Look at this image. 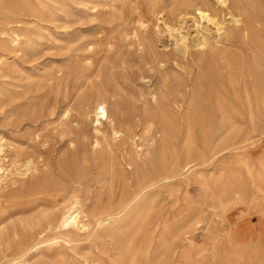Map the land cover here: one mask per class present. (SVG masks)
<instances>
[{"label":"rangeland","instance_id":"374dc122","mask_svg":"<svg viewBox=\"0 0 264 264\" xmlns=\"http://www.w3.org/2000/svg\"><path fill=\"white\" fill-rule=\"evenodd\" d=\"M185 1L0 0V135L9 142L4 168L10 174L0 187V264H119V259L180 264V252L187 249L192 252L186 264H264V116L251 117L237 103L232 118H175L171 156L161 152L159 118H119L120 110L132 114L143 108L146 87L137 80V65L146 71L144 58L156 53L166 67L180 72L187 68L186 58L196 54L192 21L184 31L190 45L185 58L172 51L166 34L136 27L138 16L155 23L154 9L167 11ZM59 3L67 5L65 11L52 9ZM93 4L96 12L88 9ZM256 5L264 9V0ZM4 8L11 14L4 16ZM199 9L196 20L214 34ZM134 30L142 45L133 39ZM87 41H93L92 49H86ZM105 89L116 93V104L108 106L114 118L101 119L103 148L93 153L95 111L87 114L82 103L92 106ZM68 107L70 119H65L61 111ZM110 119L118 129L132 125L133 138L127 133L112 140ZM224 142L229 149L215 155ZM117 144L124 157L117 153L118 163L110 165L106 151L117 150ZM25 153L43 163V172L52 171L55 200L25 189L32 178L16 170ZM129 159L135 163L131 168L125 164ZM165 175L172 177L162 180ZM150 180L120 216L94 222ZM72 196L81 200L93 230L67 241L37 219L60 210ZM155 222L160 227L148 237ZM36 233L43 235L38 248H24ZM171 246L179 254L167 258Z\"/></svg>","mask_w":264,"mask_h":264},{"label":"bare ground","instance_id":"6f19581e","mask_svg":"<svg viewBox=\"0 0 264 264\" xmlns=\"http://www.w3.org/2000/svg\"><path fill=\"white\" fill-rule=\"evenodd\" d=\"M47 1L55 2V0ZM71 2L76 5L77 0H71ZM215 5H217V8H215ZM66 6L65 3H59L58 8L52 6V9L65 11ZM198 7H200L199 11L204 13L205 20L208 21L206 27L210 26L209 23L213 25L214 34L210 35L196 20L194 13ZM88 9L96 12L97 5L93 4ZM217 9L223 11V18L219 17L218 13L220 12ZM2 10L4 16L11 14L7 8ZM162 13L165 18L161 17ZM152 16L156 21L155 23H149L138 16L136 27L145 32L146 29L152 27L156 35L166 34L172 41V51L183 58L189 56L190 47L189 33L184 31L185 28H188L187 22L192 21L197 33L192 38V43L195 48L197 47V51L194 55L190 54V60L186 58L187 68L180 72L166 67L165 62L156 53L152 54L150 58H144L146 71H142L140 64L137 65V80L144 82L146 87L143 108L138 111L134 110L132 114H123L119 107L121 113H119V118H159L162 126L160 130L161 152L164 155L171 156L175 152L173 146L174 140H176L173 130L175 118H232L237 103L244 110L247 109L248 115L251 117L264 116V9L256 5V0H188L175 4L167 11L154 9ZM224 16L229 17L226 20ZM134 31L133 39L139 45H142L140 32ZM85 47L86 49H92L93 41H87ZM121 65L126 67L125 59L121 60ZM156 71L158 74H156ZM107 92L105 89L103 93H99L92 106L88 102L82 103L83 107L86 106L88 109L85 108L87 114L91 109L95 111L93 120L95 121V137L91 143L93 153L98 151L99 148H103L101 147L100 137L102 131L99 128L102 125L101 119L114 118L108 113V106L116 104V93L109 92L107 94ZM198 101L203 102V105L199 106ZM254 108L256 113L253 112ZM61 112L64 113L65 119H70L69 107ZM108 123L112 140H117L127 133L129 138H133L134 134H130L133 133L132 125L127 124L124 129H118L115 120L110 119ZM186 131L189 135L191 128L188 126ZM102 136L104 138L106 135ZM73 141L70 140V144H74ZM8 143L0 135V187L9 170L4 168L6 148L9 147ZM118 146L120 147L117 150L113 148L114 146H107L109 147L106 151L107 162L110 165L118 163L117 153L124 157L123 147L121 148V144ZM68 147H70L69 144ZM227 149H229V146L224 142L222 145L215 147L214 154L217 155ZM7 159L9 161V158ZM17 163V173L22 178H32V181L25 185V189L37 191L43 198L55 200L52 190L56 185L52 183V171L43 172L44 169L41 170L43 163L39 166L38 160L28 153H25ZM125 164L128 168H131V165L135 163L129 159ZM171 177L165 175L161 179L169 180ZM152 183L153 180H150L137 185L129 199L119 204L114 210L100 213L95 217L94 222L99 225L120 216ZM1 220L0 227L3 228ZM38 220L44 221L46 223L45 228L54 230L67 241H70L73 235H80L85 231L93 230L92 220L84 210L81 200L76 196H72L60 210L45 212L38 217ZM160 224L161 222H155L149 226L146 231L147 236H154ZM163 231L173 234L171 229L164 228ZM39 233H36L32 243L25 245L24 248L28 250L37 249L43 238V235H39ZM183 239H187V237L183 236ZM191 252V249L180 252V264L187 263ZM178 254L177 247L171 246L166 257L177 256ZM119 264L127 263L119 259Z\"/></svg>","mask_w":264,"mask_h":264}]
</instances>
